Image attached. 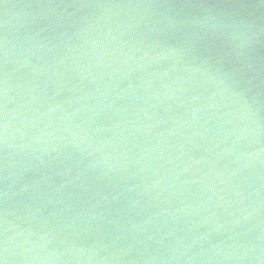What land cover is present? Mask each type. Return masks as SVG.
Wrapping results in <instances>:
<instances>
[{
	"label": "water",
	"instance_id": "obj_1",
	"mask_svg": "<svg viewBox=\"0 0 264 264\" xmlns=\"http://www.w3.org/2000/svg\"><path fill=\"white\" fill-rule=\"evenodd\" d=\"M0 264H264V0H0Z\"/></svg>",
	"mask_w": 264,
	"mask_h": 264
},
{
	"label": "clouds",
	"instance_id": "obj_2",
	"mask_svg": "<svg viewBox=\"0 0 264 264\" xmlns=\"http://www.w3.org/2000/svg\"><path fill=\"white\" fill-rule=\"evenodd\" d=\"M199 23L202 27L212 30L219 29L220 33L239 41L241 47H252L257 38V31L253 24L239 19H227L221 13L211 9L205 10Z\"/></svg>",
	"mask_w": 264,
	"mask_h": 264
}]
</instances>
